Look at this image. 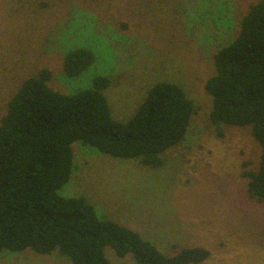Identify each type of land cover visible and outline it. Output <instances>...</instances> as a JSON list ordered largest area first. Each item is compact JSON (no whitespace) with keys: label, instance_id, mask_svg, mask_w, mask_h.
Returning a JSON list of instances; mask_svg holds the SVG:
<instances>
[{"label":"rangeland","instance_id":"1","mask_svg":"<svg viewBox=\"0 0 264 264\" xmlns=\"http://www.w3.org/2000/svg\"><path fill=\"white\" fill-rule=\"evenodd\" d=\"M256 1L0 0V118L21 81L43 68L53 71L52 87L69 93L108 75L112 85L105 94L122 121L154 83L182 84L197 112L186 139L163 154L161 166L74 142L75 170L61 192L84 196L104 217L166 254L186 246L211 251L192 264H264V204L249 195L242 175L258 167L260 145L248 126H221L218 136L210 121L213 97L204 87L215 71V53L237 37ZM82 45L92 48L95 62L69 81L65 53ZM106 254L112 264H139L111 247ZM0 264L72 262L58 251L3 250Z\"/></svg>","mask_w":264,"mask_h":264},{"label":"trees","instance_id":"2","mask_svg":"<svg viewBox=\"0 0 264 264\" xmlns=\"http://www.w3.org/2000/svg\"><path fill=\"white\" fill-rule=\"evenodd\" d=\"M240 26L237 37L215 53V71L204 87L213 97L210 121L218 136L224 135L221 126H248L259 143L258 167L242 175L249 195L264 204V0L248 5ZM95 58L89 46L66 52V79L80 76ZM53 76L43 68L23 79L0 118V251H58L72 264H112L107 247L120 257L132 254L139 264L209 258L204 246L166 254L134 229L104 217L84 196L61 192L75 170L74 142L92 152L161 166L163 154L186 139L197 112L184 86L154 83L122 121L113 116L105 94L112 85L108 75L94 76L91 87L71 93L52 87Z\"/></svg>","mask_w":264,"mask_h":264}]
</instances>
